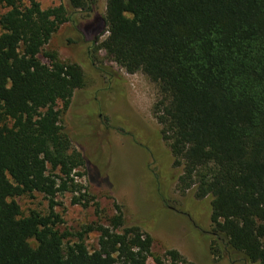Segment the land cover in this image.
I'll list each match as a JSON object with an SVG mask.
<instances>
[{"label":"trees","instance_id":"1","mask_svg":"<svg viewBox=\"0 0 264 264\" xmlns=\"http://www.w3.org/2000/svg\"><path fill=\"white\" fill-rule=\"evenodd\" d=\"M69 2L92 11L93 0ZM0 6L9 9L0 16V264H148L150 227L126 225L119 208L109 226L61 231L54 200L85 198L74 173L86 167L61 117L86 78L57 52L47 64L40 56L70 14L37 0ZM105 26L95 52L159 88L153 114L179 186L210 200L212 252L264 264V0H108ZM33 194L51 202L48 215H23L16 199Z\"/></svg>","mask_w":264,"mask_h":264},{"label":"rangeland","instance_id":"2","mask_svg":"<svg viewBox=\"0 0 264 264\" xmlns=\"http://www.w3.org/2000/svg\"><path fill=\"white\" fill-rule=\"evenodd\" d=\"M37 1L44 11L64 7L71 18L53 36L41 60L47 64L45 54L57 52L63 63L81 65L86 78L85 89L61 117L74 148L86 160V167L74 173L82 176L74 178L82 187L76 196L85 198L74 204L75 195L63 193L54 200L53 211L63 221L61 231L75 234L89 226H109L119 208L126 225L150 227L148 264H247L235 255L225 252L218 258L212 252L216 235L210 200L200 201L179 186L182 170L174 167L153 114L160 99L158 86L141 73L127 74L104 51L95 52L92 41L105 32L108 0H93L88 12L74 10L69 0ZM8 11L0 6V16ZM16 201L24 216L51 211V202L40 194ZM98 241L99 234L90 233L88 249L96 250ZM169 252L181 260L175 263Z\"/></svg>","mask_w":264,"mask_h":264}]
</instances>
